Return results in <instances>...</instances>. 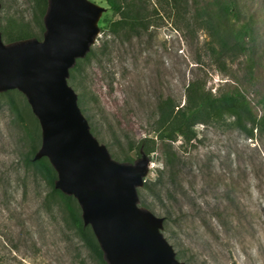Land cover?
Returning a JSON list of instances; mask_svg holds the SVG:
<instances>
[{
	"label": "rangeland",
	"instance_id": "374dc122",
	"mask_svg": "<svg viewBox=\"0 0 264 264\" xmlns=\"http://www.w3.org/2000/svg\"><path fill=\"white\" fill-rule=\"evenodd\" d=\"M38 1L0 0V29L41 34ZM87 1L101 8L96 34L67 83L90 131L116 162L149 157L137 205L163 217L161 233L183 264H264V133L221 106L209 122L194 126L191 141L160 140L154 131L160 102L170 97L182 106L191 82L219 96L239 90L262 113L264 0L232 1V20L248 32L244 52L231 56L211 55L209 26L195 22L198 8L217 9L216 0L184 1L178 26L174 14L162 10L147 30L134 34L118 30L119 16L105 0ZM219 21L223 42L216 47L228 49L234 40L223 31L228 22ZM144 137L155 142L150 154L139 144ZM41 140L25 94L0 91V264H108L79 229L84 225L98 242L78 199L59 195L49 183L48 175L56 174L50 158L35 165L24 160Z\"/></svg>",
	"mask_w": 264,
	"mask_h": 264
},
{
	"label": "water",
	"instance_id": "95a60500",
	"mask_svg": "<svg viewBox=\"0 0 264 264\" xmlns=\"http://www.w3.org/2000/svg\"><path fill=\"white\" fill-rule=\"evenodd\" d=\"M101 8L87 0H48L45 34L6 43L0 29V91L25 94L42 129L35 159L48 156L56 189L78 199L108 264H183L161 233L163 217L137 205L149 157L118 163L92 134L67 83L96 34Z\"/></svg>",
	"mask_w": 264,
	"mask_h": 264
},
{
	"label": "trees",
	"instance_id": "16d2710c",
	"mask_svg": "<svg viewBox=\"0 0 264 264\" xmlns=\"http://www.w3.org/2000/svg\"><path fill=\"white\" fill-rule=\"evenodd\" d=\"M109 8L119 16L118 30L125 29L129 34L139 33V31H145L148 29L150 22L156 21L157 17L162 16V10L173 13L172 22L178 26V12L181 9V4L187 0H105ZM233 0H216L215 4L217 9H213L210 6L199 7L198 16L195 17L199 25L208 24L209 34L212 36L209 42V52L215 56H231L236 53H243L245 45L243 44L244 38L247 35L248 29L245 26L235 25L237 14L233 12L232 8ZM38 24L39 33L36 34L30 30H23L19 32L7 31L4 26H1V32L4 34L3 38L6 43L13 41H22L30 38L42 39L44 37L45 26L44 16L46 14L48 0H39L38 3ZM181 12V11H180ZM203 14L206 16L203 17ZM217 19L216 23L214 19ZM225 19L228 22V26L223 31L226 32L228 37H232L234 42L228 49H218L216 43L223 42L222 36L219 34L220 21ZM213 23V24H212ZM221 28V27H220ZM75 68L71 69V80L75 77L73 74ZM7 93L8 90L2 91ZM216 106H221L226 111H230L237 116H245L252 126L257 128L258 131L264 133V107H262V113L259 115L256 113L246 97L245 94L239 90H232L228 93H223L220 96L214 95L210 91L205 90L204 85L201 87L194 82H191L187 87L185 103L180 106L175 103L170 97L165 98L158 105L159 119L156 122V137L160 140L168 137L170 140H175L178 136H181L184 141H191L196 137V133L193 130L194 126L198 123L209 122L214 117V114L218 112ZM145 153L150 154L155 150V142L148 137H144L139 141ZM131 146V145H130ZM38 147L35 145L30 146L28 153L25 155V161L27 164L35 165L40 163L41 159L33 160L34 155L37 152ZM126 161H133L134 157L125 155ZM163 171H159V180ZM57 179V175L50 173L48 175V181L54 186ZM160 182V181H159ZM158 182V183H159ZM146 187V186H144ZM59 195L64 196L59 189H54ZM145 205V201L141 202ZM166 218V217H165ZM81 233L87 238L89 244L95 255L103 261V252L100 249L98 243L90 237L87 233V229L81 224L79 227Z\"/></svg>",
	"mask_w": 264,
	"mask_h": 264
}]
</instances>
